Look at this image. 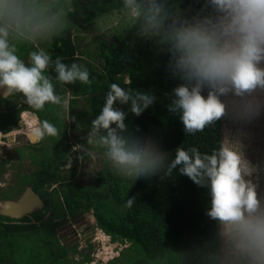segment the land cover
I'll return each mask as SVG.
<instances>
[{
	"label": "clouds",
	"instance_id": "1",
	"mask_svg": "<svg viewBox=\"0 0 264 264\" xmlns=\"http://www.w3.org/2000/svg\"><path fill=\"white\" fill-rule=\"evenodd\" d=\"M17 1L20 0H0V96L7 99L18 95L22 103L37 111L43 110L46 103H66L55 93L53 81L45 74L46 71L54 63L56 80L62 84L76 81L91 84L89 72L76 63L67 65L60 58L53 62L43 49L32 51L26 64L16 54V47L8 42L12 33L22 38L19 36L22 32L20 29H23L22 25H27L23 8ZM209 3L211 15L191 23L174 22L166 26L163 5L157 0H147L144 4L138 0H124V6L131 10L133 18L143 17L145 34L157 37L167 45L169 71L181 81L172 90L168 110L179 114L184 131L190 135L203 131L207 125L224 116L226 106L229 109L231 105L234 116L242 120L258 114V104L264 107V101L253 95L257 89L264 90V68L258 66L264 62V0H209ZM13 27L17 28V33ZM127 84L131 85V80ZM155 100L154 95L133 90L130 86L124 88L116 83L110 84L99 114L91 121L88 144L103 148L111 168L121 177L132 181L150 178L161 172L171 176L173 170L178 168L181 175L197 186L207 187L211 204L207 214L221 223L227 243L243 253L250 264H264V206L258 200L254 186L244 178L249 169L242 162L240 153L223 145L211 154H202L195 147L187 150L178 147L174 158L169 160L153 139L136 136L129 131L125 123L127 113L117 107L128 105V111L138 117ZM72 128L77 130L75 125ZM67 130H63L66 134L63 142L67 140ZM135 131L139 132V128ZM20 134V129H13L7 135ZM58 135V128L48 120H36L29 131L32 142L28 138L26 141L31 143L30 147L43 151L46 142L51 140L45 136ZM1 139H6V135L0 134ZM76 146L77 149L73 151L65 147L66 160L60 168L62 180H49L47 183L45 178L41 179L44 181V195L51 187L60 190L59 195L52 196L50 205L33 189V185L38 183L35 175L41 169L31 178L24 179L26 182L19 180L15 183L21 188H18L19 193L0 195V203L15 199L30 187L44 203L43 209L36 212L43 213L44 222L51 221L56 225L54 230L57 235L59 221L64 223L69 217H75L63 215V192L60 187L64 188V184L68 183L93 186L94 178L85 182L79 178L80 155L84 149L79 143ZM89 182L91 184L87 185ZM256 190L261 191L262 188L256 187ZM135 202V197H128L125 207H131ZM49 207L54 210L51 215ZM47 214L49 217L45 218ZM59 218L61 220L57 221ZM94 229L105 235L113 245H127L112 242L96 224ZM85 232L86 237L91 233L94 235L92 230ZM127 247L121 250L120 257ZM119 256L115 259H119Z\"/></svg>",
	"mask_w": 264,
	"mask_h": 264
},
{
	"label": "trees",
	"instance_id": "2",
	"mask_svg": "<svg viewBox=\"0 0 264 264\" xmlns=\"http://www.w3.org/2000/svg\"><path fill=\"white\" fill-rule=\"evenodd\" d=\"M45 1H18L27 21V31L20 29L22 32L19 36H25L28 30L41 26L47 17L53 16L50 5L47 8L43 6ZM49 1L54 2V15L60 8L64 9L63 4H66V9L71 10L68 14L76 16L74 21H80L81 24L78 25L80 28L91 26L94 21L103 20L112 14L128 13L127 21L123 22L120 30L110 35L101 34L95 38L96 48L93 56L96 57L97 69H93L91 65L87 67L91 84L76 81L73 86L71 84L64 86L70 88L72 95L83 97L89 109L90 119H95L99 114L109 85L116 83L121 87L130 86L133 90L156 97L155 102L138 117L128 111V105H117V107H121L127 113L125 123L129 131L136 136L153 139L160 150L167 154L169 160L174 158L178 147H183L185 150L195 147L202 154H211L222 146L223 116L207 125L203 131L190 135L184 131L179 114L169 112L168 105L172 90L181 81L174 78L169 71L170 53L167 45L162 44L159 38L145 34L143 17L133 18L131 10L124 6V0ZM138 2L144 4L147 0H138ZM157 2L163 5L167 17L166 26L174 22H195L212 14L209 0H157ZM36 3L40 5L39 9L35 7ZM79 15H82V18H79ZM45 36L46 40H49L51 33L42 35ZM107 38H113L119 43L118 51L116 45H109ZM39 39L41 38L38 36L37 42L41 43ZM55 39L50 48H64L70 51L71 55L73 49L69 47L68 40L62 38L57 40L56 37ZM60 40L63 42V47H58L56 44ZM18 41L20 42L17 46L18 50L28 45L32 46L27 37H19ZM82 55L89 57L91 52L85 49ZM64 56L66 57L65 53H62L61 58ZM125 79L131 80V85H128ZM72 105L75 107V103ZM89 122L90 120L82 122L83 132L90 130ZM52 124L59 130L55 119ZM137 128L139 132L135 131ZM62 136L66 137V134L62 133ZM46 137L54 140L59 135ZM78 143L81 146L85 145L83 140ZM55 147H61L60 157L44 158L45 165L41 164L39 174L35 175L38 183L33 185L34 191L39 193L48 205L53 201L52 196L59 195L60 190L55 189L47 199V192L44 195V181L41 179L45 178L47 183L49 180H62L60 168L66 160V148L57 143ZM96 148L104 155L103 148L99 146ZM40 152L44 155L43 151ZM90 158L85 150L81 151L80 159L87 161ZM102 164L101 171L93 176V186L85 187L81 184L68 183L60 189L63 192L64 216L91 212L97 228L108 235L112 242L128 245L121 257L112 260L109 264H221L222 225L207 214L211 207L207 187L197 186L188 177L181 175L178 168L173 170L171 176H165L161 172L150 178L132 181L118 175L111 168L105 155ZM3 172L4 164L1 162L0 175ZM3 194L9 196L5 192ZM128 197H135L136 200L131 207H125ZM32 221L39 225L27 224L31 223L30 217L17 222L0 217V241L4 237L29 233L27 234L29 237L43 245H45L44 240L48 242L50 247H46V252L49 264H69L65 261L67 247L64 248L55 239L56 225L51 221L44 222L43 219ZM28 242L32 241L28 239ZM51 245L57 246L51 247ZM9 246V243L6 245L0 243V264H7L4 251ZM16 248L24 253L23 243H18ZM127 252L132 255L131 258L126 257ZM86 261H89L88 257ZM10 264H15V261Z\"/></svg>",
	"mask_w": 264,
	"mask_h": 264
},
{
	"label": "rangeland",
	"instance_id": "3",
	"mask_svg": "<svg viewBox=\"0 0 264 264\" xmlns=\"http://www.w3.org/2000/svg\"><path fill=\"white\" fill-rule=\"evenodd\" d=\"M45 1V0H41ZM17 3H20L17 1ZM48 5H50V11L53 13L54 9V2L46 0L44 2V7L47 8ZM65 8L61 12V17L59 15L55 14L51 17H47L44 20V23L41 26L35 27L29 31V34L40 32L41 34H47L48 32H54L55 34H52L51 37L55 35L56 38H61L62 36L59 34V29H62L64 31L69 30L70 28L63 24L66 20H69L71 18H75L76 16L69 15L68 13H71V10H67L66 4ZM35 7L39 9L40 5L37 3L35 4ZM32 9V7H30ZM37 12V11H36ZM34 12V14H37ZM33 13V12H32ZM131 13V11H130ZM71 16V17H69ZM127 12H122L120 14H112L107 16L103 20H97L92 23V26L86 27L85 30H81L78 32L71 31V41L74 46H76V41H78V49L80 48L81 44H89L91 47L88 48L90 52H93L96 48L94 39L98 37L101 34H107L110 35L112 32L115 33L116 30H120L123 27V22L127 21ZM58 29V30H57ZM13 31L17 33V28L13 27ZM113 33V34H114ZM12 35V34H11ZM9 35V45L12 44V46H15V42H17V39L19 38L17 35ZM42 38V37H41ZM40 40V39H39ZM108 40V38H107ZM35 43V40H34ZM33 45V44H31ZM37 46H42L41 43H37ZM88 46V45H86ZM17 49V46H15ZM32 46L28 45L26 48H20V50L16 54L21 58V55L23 57H27V60L30 59V53L33 51L31 49ZM47 49V48H46ZM46 49L44 51H46ZM92 66L97 67V63L91 59L86 58ZM261 68H264V62H261L260 65H258ZM54 67V65L52 66ZM127 82V80H124ZM59 90V88H58ZM253 95L259 100L264 101V90L257 89L253 93ZM63 100L66 101V96L63 97ZM77 107V106H76ZM50 108V110H48ZM258 108V114L252 116L250 119H238L234 116V114L231 111V105L229 109L226 106V113L223 116V126H222V145L228 146L232 148V150L237 151L240 153L242 162L246 164V166L249 169V173L245 175V180L249 181L255 188V191L257 193V198L260 201L261 205L264 206V107H260L259 104L257 105ZM47 110L49 112V115L46 113H43V120H48L51 123L50 117L55 119V121L59 125L60 135L56 139H51L49 142H46V146H44L43 154L46 158L49 156H57L60 157L61 154V147L56 148L55 143L58 145H62V147L68 146V148L73 151V149H77L76 143L79 141H84L85 145L83 146L85 152H87L91 158L90 160L79 161L80 167H79V178L82 180V182L91 180L95 173L100 172L102 169V163L104 159L103 152L98 150L94 145L88 144V133L89 130L86 132H83L81 128L84 127L82 124L83 121L90 120L89 110L85 106V102L80 103L77 107V113L78 118L77 119H70L69 117H65L66 110L60 109V111L57 109V107L53 104L48 103ZM59 112V116L63 117L62 119H58L57 113ZM75 113V112H74ZM88 117V118H87ZM23 118L30 123V127L34 125V121H36V117L33 115H26L23 116ZM91 124V121L89 122ZM23 125V122H21V126ZM25 125V124H24ZM22 126L23 131L27 133V136L29 138V130L26 126ZM75 125L77 127V130H74L72 126ZM66 126V127H65ZM26 127V128H25ZM29 127V128H30ZM68 129V136L66 142H63L64 139L62 136L63 130ZM30 139V138H29ZM32 142V141H31ZM63 142V143H62ZM27 144V146H25ZM31 143L27 142L22 136H9L6 139L0 140V162L4 164V174L0 178V195L3 196V192H6L10 195H15V191H18L19 184L15 185V181L17 178L15 177V169L17 168V163L12 162L11 160L14 159L13 153L9 150L10 148L15 149L19 146L22 147H29ZM37 145V144H35ZM92 146L93 148H89ZM9 148V149H8ZM79 148V147H78ZM73 159V158H72ZM74 160V159H73ZM73 165V164H72ZM35 167H25L26 171H29L31 169H34ZM22 169V166L20 167ZM65 168H63L64 170ZM21 179V182H26ZM261 182V183H260ZM91 184V183H89ZM87 184V185H89ZM15 185V186H14ZM256 187H261V191H257ZM36 213V214H35ZM30 216V220H42L44 215L41 212H35ZM60 211H58V214ZM74 218L67 219L66 222L61 223L59 220V225L57 227L58 234L56 235V238H59L58 241L61 246L64 248L67 247V252L65 254V261H67L69 264H109L113 259L117 258L119 256V253L122 249L127 247L128 245H124L123 247L113 245L112 243H109L108 238L105 236V241L102 243L101 241H98L96 236H94L98 231L95 230V221L92 217L91 212H85L82 215H73ZM49 214L45 216V218H48ZM33 218V219H32ZM71 223V225L69 224ZM86 230H92L94 231V235L91 234L88 235V237L84 236L83 233H86ZM224 229L222 226V234H221V264H250L246 256L236 251L232 246L227 243V238L224 236ZM23 234H29V233H21L19 235ZM81 236V237H77ZM14 236H8V240L6 243L12 245L13 247L16 244V239ZM26 239V238H25ZM30 239V238H28ZM97 240V241H96ZM32 242L28 241H21L18 240V243L24 244V253L16 250L15 252L12 250H6V254L8 257L11 258L12 253L13 259L17 262V264H24V258L26 260H30L32 257H37L39 264H49V258L48 254L46 257V248H40V243L35 240L31 239ZM2 240L0 241V243ZM57 246V245H52ZM124 252V251H123ZM122 252V253H123ZM121 253V254H122ZM127 258H131L132 255L128 252L125 254ZM89 261L87 262V257ZM43 257H46L43 259ZM42 259V260H41ZM37 259H32L31 263L34 264ZM130 261V260H129ZM9 264V262H7Z\"/></svg>",
	"mask_w": 264,
	"mask_h": 264
},
{
	"label": "crops",
	"instance_id": "4",
	"mask_svg": "<svg viewBox=\"0 0 264 264\" xmlns=\"http://www.w3.org/2000/svg\"><path fill=\"white\" fill-rule=\"evenodd\" d=\"M62 11H63V8H60L56 12V14L59 15V17H61V14H62L61 12ZM79 16H77V17H79ZM79 18H82V15ZM74 20H75L74 18H71L69 20H66L63 23V24L67 25L70 28L69 30H67V31H64L62 29H59L58 30L59 31V34L62 36L61 38L62 39H65L66 41L68 40L69 47H71L73 49V50H71L72 51L71 55L69 54L70 51H66L64 48H62L63 50L62 49H56V48H54V49L50 48L51 43L56 40L55 37H54L56 34L54 32H52V31L51 32H48V33H51V35L52 34H55V35L52 37V39L50 37L49 40H46V36L45 37H42L43 34H41L40 32H36L35 34L34 33L29 34V31L27 32V34H25V36H22V38H25V37L29 38V40H30L29 42L33 44L32 45L33 51H36V50H39V49H44L45 50L47 48L45 52H47L50 55L51 60L53 62L57 58H60L61 61L63 63H65V64H67V65H71L72 63H76L78 65L83 66L84 68H87L88 65H91L92 66V64L86 58H91V59H93L97 63L96 57L93 56V52H91V55L89 57H86L85 55H82V52L85 49L88 50V48L91 47V45H89V44H84L83 45V44H81V42H79L80 43V48L78 49V41H76V46H74L72 44V41H71V36H72L71 31L78 32V31H81V30H85V29H82V28H86L87 27V26H82L80 28V26H78V25L81 24L80 21H78V20L74 21ZM26 27L27 26H24L23 25V30H26ZM88 27H90V26H88ZM38 36H39V38L42 37L40 39L42 41L41 42L42 46H37V43H38L37 42V38H38ZM58 39L59 38H57V40ZM108 39H111V38H108ZM34 40H35V43H34ZM19 41L18 42H15V46H19L20 45V42ZM56 44H57L58 47H63L62 40L56 42ZM86 45H88V46L86 47ZM10 46H12V44H10ZM24 48H26V47H24ZM62 53H65L66 57L64 56V57L61 58V54ZM54 55H55V58H54ZM21 59L26 64L29 62V59L27 60V57H23V55H21ZM53 65H54V63H53ZM52 66L46 71L45 74L46 75H49L51 77V79L53 81V84H54V87H55V93L57 95L61 96L62 98L64 96H66V103H62L61 105H55V106L57 107V109L59 111H60V109H63V108L66 110L65 117H69L72 120L77 119L78 118V115H79L77 113V107H78V105L80 103H83V97L72 95L71 94V91H70V88H65L64 87L66 84H62V83L58 82L56 80V78H55L56 72L54 70V67H52ZM93 69L96 70L97 67L93 66ZM71 86H73V84H71ZM58 88H59V90H58ZM71 102H72V104L75 103V107L71 104ZM0 104H1L0 105V134L1 135H4L5 134L6 135V138L9 137V135H7V134L10 133L13 129H20L21 132H22V134L18 135L17 137H21L22 136L26 140L28 138V136H27V133H25L23 131L22 126L25 124L24 126H26L28 128V130L30 131V128H29L30 127L29 126L30 123L28 122V120L26 121L23 118V116L33 115L34 117H36V120L43 121V113H46L47 115H49L48 110H50V108L47 110L48 103H46L43 110L37 111V110L29 107L27 104L22 103L21 102V99H20V97L18 95L17 96H10L7 99H4L2 96H0ZM8 108H10V110H8ZM86 108L88 109L87 106H86ZM57 115H58V119L59 120L63 118V117L59 116V112L57 113ZM49 117H50V120H51V123H52V121L54 119L51 118V116H49ZM92 120L93 119L91 118L90 121H92ZM21 122H23V125L22 126H21ZM33 122H34V120H33ZM14 123H15V125H14ZM27 140L28 141H31L29 138ZM22 146H19V147L15 148V149H12V148L9 149L8 148L13 153V156H14V159H12L11 161L17 163V165H18L17 168L15 169V174H14L15 177L17 178V180L15 182H20L19 180H21L22 178H24V179L31 178L32 176H34L40 170L41 164L45 165V163H46V161H44L45 156L41 154L40 150L37 147H30L29 146V147H25L24 148ZM21 166H22V169H20ZM32 166L35 167V168L34 169H31L29 171H26L25 170V167L31 168ZM89 183H91V182H89ZM19 192H20L19 190L16 191V193H19ZM2 195L5 196V194H2ZM30 221H31V223H27V224L34 225L36 223V225H39V223H37V222H33L32 220H30ZM12 236H14V235H12ZM28 238H30V240L33 239L31 236L29 237L27 234H23V235H21V237L19 235L16 236L15 237V239H16L15 246L13 247L12 245H10L7 249H5L4 253H6V250H9V251L10 250L11 251L13 250L15 252L17 250L16 246L18 244V240L28 241ZM55 239L58 242V239L56 237H55ZM7 240H8V238L7 237H4L2 239V242L1 243H3V244L6 245L7 244L6 243ZM43 243L45 245H43V244L40 243V245H39L40 248L50 247L48 245V242L46 240H44ZM14 252H11L12 253L11 258L8 257L7 254H5V256H4V257L7 258V262H9V264L14 260L13 259ZM44 258L45 257H43V259ZM32 259H34V261H35V259H37V261L34 262V264H39L40 261H38V258L37 257H32V258H30V260H26L24 258V264H33V263H31V260ZM15 264H17L16 261H15Z\"/></svg>",
	"mask_w": 264,
	"mask_h": 264
},
{
	"label": "water",
	"instance_id": "5",
	"mask_svg": "<svg viewBox=\"0 0 264 264\" xmlns=\"http://www.w3.org/2000/svg\"><path fill=\"white\" fill-rule=\"evenodd\" d=\"M108 41L110 46L116 45V51L119 50L120 45L115 39L111 38ZM43 207L44 203L41 198L30 187H27L15 199L11 201L5 200L0 203V217L21 220L36 211H41Z\"/></svg>",
	"mask_w": 264,
	"mask_h": 264
},
{
	"label": "flooded vegetation",
	"instance_id": "6",
	"mask_svg": "<svg viewBox=\"0 0 264 264\" xmlns=\"http://www.w3.org/2000/svg\"><path fill=\"white\" fill-rule=\"evenodd\" d=\"M55 188H56V187H51V188L47 191L48 197L53 193V191H54ZM14 191L16 192L15 189H14ZM53 212H54L53 208L49 207V213H50V215H51ZM62 223H63V221H62Z\"/></svg>",
	"mask_w": 264,
	"mask_h": 264
},
{
	"label": "bare ground",
	"instance_id": "7",
	"mask_svg": "<svg viewBox=\"0 0 264 264\" xmlns=\"http://www.w3.org/2000/svg\"><path fill=\"white\" fill-rule=\"evenodd\" d=\"M95 236H96V238H97V240L98 241H101L102 243L105 241V236L101 233V232H97L96 234H95ZM96 240V241H97Z\"/></svg>",
	"mask_w": 264,
	"mask_h": 264
}]
</instances>
